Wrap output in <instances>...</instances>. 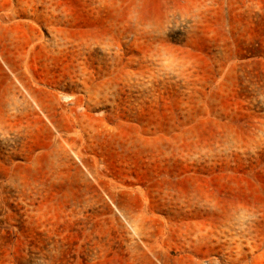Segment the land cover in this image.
<instances>
[{
	"label": "rangeland",
	"instance_id": "1",
	"mask_svg": "<svg viewBox=\"0 0 264 264\" xmlns=\"http://www.w3.org/2000/svg\"><path fill=\"white\" fill-rule=\"evenodd\" d=\"M0 264H264V0H0Z\"/></svg>",
	"mask_w": 264,
	"mask_h": 264
}]
</instances>
